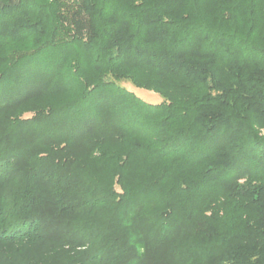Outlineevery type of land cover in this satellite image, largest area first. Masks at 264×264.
<instances>
[{"label": "trees", "instance_id": "obj_1", "mask_svg": "<svg viewBox=\"0 0 264 264\" xmlns=\"http://www.w3.org/2000/svg\"><path fill=\"white\" fill-rule=\"evenodd\" d=\"M0 264H264V0H0Z\"/></svg>", "mask_w": 264, "mask_h": 264}, {"label": "rangeland", "instance_id": "obj_2", "mask_svg": "<svg viewBox=\"0 0 264 264\" xmlns=\"http://www.w3.org/2000/svg\"><path fill=\"white\" fill-rule=\"evenodd\" d=\"M121 84H123L128 89L134 91L135 94L150 103H157L161 100V96L156 92L136 87L126 81H122Z\"/></svg>", "mask_w": 264, "mask_h": 264}]
</instances>
